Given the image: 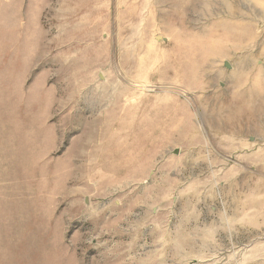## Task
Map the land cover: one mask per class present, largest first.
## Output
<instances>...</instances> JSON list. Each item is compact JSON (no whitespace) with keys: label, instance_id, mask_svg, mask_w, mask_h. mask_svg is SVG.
<instances>
[{"label":"rangeland","instance_id":"obj_1","mask_svg":"<svg viewBox=\"0 0 264 264\" xmlns=\"http://www.w3.org/2000/svg\"><path fill=\"white\" fill-rule=\"evenodd\" d=\"M263 95L264 0H0V264H264Z\"/></svg>","mask_w":264,"mask_h":264},{"label":"bare ground","instance_id":"obj_2","mask_svg":"<svg viewBox=\"0 0 264 264\" xmlns=\"http://www.w3.org/2000/svg\"><path fill=\"white\" fill-rule=\"evenodd\" d=\"M254 93H255V92H254ZM256 96H257V95H256ZM256 96L254 97L255 99H257V97H256ZM262 99L264 100V95L262 96Z\"/></svg>","mask_w":264,"mask_h":264}]
</instances>
